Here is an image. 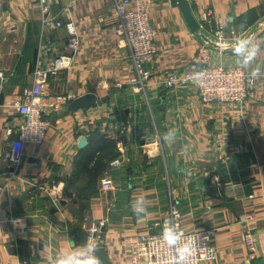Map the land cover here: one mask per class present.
Instances as JSON below:
<instances>
[{
	"label": "crops",
	"instance_id": "1",
	"mask_svg": "<svg viewBox=\"0 0 264 264\" xmlns=\"http://www.w3.org/2000/svg\"><path fill=\"white\" fill-rule=\"evenodd\" d=\"M114 2L51 0L49 16L76 26L80 45L72 53L66 29L42 22L38 0H0V264H55L62 250L87 240L91 223L101 222L102 264H129V240L158 231L152 224L170 208L185 231L211 233L214 264H264V75L237 105L203 104L191 87L165 88L162 75L194 66L203 43L175 0H153L158 51L144 65L153 78L136 92L128 47L98 20ZM188 3L205 35L214 39L215 25L223 23L225 41L251 38L261 49L253 66L264 65V0ZM207 9L210 23L201 19ZM208 54L209 64L238 66L230 50L210 47ZM59 55L71 56V65L46 73V92L66 102L58 113H46L42 144L24 146L12 165L4 153L23 120L13 105L33 85L34 72ZM86 93L96 96V106L71 110L70 102ZM172 128L177 136L169 144L162 137ZM90 155L104 162L94 183ZM104 180L112 189H103ZM138 197L147 207L139 217L132 211ZM246 209L257 216L249 226ZM247 228L259 240L254 259L241 240Z\"/></svg>",
	"mask_w": 264,
	"mask_h": 264
},
{
	"label": "built area",
	"instance_id": "2",
	"mask_svg": "<svg viewBox=\"0 0 264 264\" xmlns=\"http://www.w3.org/2000/svg\"><path fill=\"white\" fill-rule=\"evenodd\" d=\"M42 13L46 14L42 20L52 28L64 27L68 34V48L72 53L79 49V37L76 26L72 21L62 25L60 21L49 16L51 0H38ZM153 0H115L112 9L99 17V22L111 27L113 35L124 43L130 52L135 72L136 92L144 91L147 83L153 78V72L144 68L145 64L152 63L157 54L155 42L156 33L151 24V10ZM201 19L210 23L212 11L207 9L201 12ZM214 39L225 41V25L218 23L213 30ZM210 47L201 45L197 52L194 66L187 69H174L162 75L160 83L167 89L191 87L203 104L237 105L245 103L255 89L257 78L252 79L246 70L238 66L224 67L212 65L208 62ZM72 57L59 55L52 59L45 71L34 72V82L30 89L25 91L23 100L16 102L13 107L23 117L18 126L17 135L10 140L4 153V158L12 165L20 162L24 146L38 147L45 139L49 122L46 113H58L66 102L65 96H49L46 92V73H55L57 70L68 68ZM4 74L0 71V89L4 82ZM116 87L121 86L115 83ZM110 165L116 167L119 160L114 159ZM104 190L112 189L110 181L102 182ZM248 198H252L251 196ZM257 218L252 209H246L243 222L250 225ZM264 234V214L262 215ZM172 219L184 237L194 238L197 253L192 258V264H214L217 257L216 248L212 245L211 233L208 231H185L182 228L181 215L175 208L167 210L161 221L154 222L153 227H159L156 232L141 233L129 240V264H170L172 252L164 245L162 232L165 222ZM102 222L91 223L88 228L89 237H94L98 245L101 242ZM264 239V238H263ZM243 246L250 259L258 253L259 240L250 228L241 235Z\"/></svg>",
	"mask_w": 264,
	"mask_h": 264
},
{
	"label": "clouds",
	"instance_id": "3",
	"mask_svg": "<svg viewBox=\"0 0 264 264\" xmlns=\"http://www.w3.org/2000/svg\"><path fill=\"white\" fill-rule=\"evenodd\" d=\"M225 47L236 57L237 65L247 70L250 78L255 79L264 75V65L256 64L260 53V45L251 38H240ZM177 129H169L162 137L166 143H172L176 139ZM132 211L138 217L147 214L146 202L143 197H138L132 204ZM162 240L164 245L172 252L170 264H192V258L197 253V246L194 238L184 237L178 229V225L169 219L165 222ZM99 245L94 237H89L82 244L73 247L70 251H61L55 258V264H102L97 255Z\"/></svg>",
	"mask_w": 264,
	"mask_h": 264
},
{
	"label": "water",
	"instance_id": "4",
	"mask_svg": "<svg viewBox=\"0 0 264 264\" xmlns=\"http://www.w3.org/2000/svg\"><path fill=\"white\" fill-rule=\"evenodd\" d=\"M175 1L179 8L181 16L184 20L185 25L192 34L197 35L201 40V42L208 47L220 51H229L225 47V45H230L233 42L230 41L219 42L215 39L209 38L207 35L203 33L200 24L198 23V21L196 20V18L194 17L191 11L188 0H175ZM96 100L97 98L95 95H93L92 93H86L72 100L70 102V109L77 110V109H87L89 107H95ZM84 145H85V139H81L79 146L83 147Z\"/></svg>",
	"mask_w": 264,
	"mask_h": 264
},
{
	"label": "trees",
	"instance_id": "5",
	"mask_svg": "<svg viewBox=\"0 0 264 264\" xmlns=\"http://www.w3.org/2000/svg\"><path fill=\"white\" fill-rule=\"evenodd\" d=\"M94 158H95L94 155H90L88 160H87L88 163L94 162L91 170H89V173H88V174H90V180L92 183L95 182V178L101 173V168H103V166H104V162L102 163V160H100L101 157L97 156L96 159H94ZM88 187L90 189L92 188L91 185H88Z\"/></svg>",
	"mask_w": 264,
	"mask_h": 264
}]
</instances>
